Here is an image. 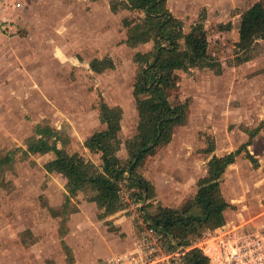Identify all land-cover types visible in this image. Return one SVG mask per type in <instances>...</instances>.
<instances>
[{"label":"rangeland","instance_id":"obj_1","mask_svg":"<svg viewBox=\"0 0 264 264\" xmlns=\"http://www.w3.org/2000/svg\"><path fill=\"white\" fill-rule=\"evenodd\" d=\"M111 1L0 0V151L25 148L35 128L47 123L69 137L65 148L69 154L78 153L100 166V156L89 152L85 143L105 128L100 120L105 103L123 112L117 156L124 164L130 160L126 142L137 134L139 124L133 95L139 66L134 58L137 53H151L154 45L132 48L127 44L124 21L139 14L113 13ZM257 3L264 6V0H169L172 13L185 24L184 44L205 16L207 53L221 65V72L196 67L176 72L166 87L170 103L185 106L188 118L138 170L153 185L145 213L158 206L181 209L192 202L200 180L207 177L212 156L235 152L254 135L248 149L258 168L257 162L246 159L244 150L221 188L231 205L225 218L237 220L245 233L264 234V40L247 53L236 47L241 15ZM229 23L232 28L227 31ZM108 57L115 63L114 70L98 74L91 69L94 60ZM52 159L39 154L23 157L18 151L13 168L6 173L8 183L0 186V264L69 262L68 251L64 254L61 246L58 219H73L69 241L80 264H100L89 247L96 237L105 240L101 238L108 227L96 220L102 212L91 201L92 194L81 193L70 204V210L79 205L80 212L60 216L67 179L46 171ZM120 184L121 197L130 193L138 201L128 174ZM132 214L128 211L116 219L131 221ZM222 235L202 228L192 242L212 238L214 242ZM111 238L120 242L125 235ZM213 242V262L223 264Z\"/></svg>","mask_w":264,"mask_h":264},{"label":"trees","instance_id":"obj_2","mask_svg":"<svg viewBox=\"0 0 264 264\" xmlns=\"http://www.w3.org/2000/svg\"><path fill=\"white\" fill-rule=\"evenodd\" d=\"M167 2L168 0H112L110 3L113 13L129 11L139 14L138 18L124 21L128 29L127 44L130 47L154 43L151 53H137L134 58L139 66L133 92L139 124L137 134L126 142L130 160L124 164L117 156L122 145L120 133L123 112L120 108H110L103 103L100 110L101 121L106 129L96 132L85 143V148L100 156V166L78 153L69 154L65 150L69 137L47 123L39 124L34 136L27 139L25 148L0 151L1 187L8 183L6 173L13 168L18 151L23 157L52 153L55 157L45 165L46 171L62 174L67 178L66 201L60 216L79 212L78 206L70 210L71 201L77 198L79 192L93 195L92 200L97 202L102 211L100 219L122 211L124 207L120 183L127 174L132 187L136 189L138 201L147 203L153 198V185L138 170L149 157L171 141L174 129L184 126L188 118L185 106L174 107L170 103L166 87L177 71H189L196 67L221 72V65L210 59L207 53L209 39L205 31V16L200 17L193 28V36L184 44L183 41L187 39L185 24L172 14ZM231 28L232 23H229L226 30L230 31ZM260 40H264V6L257 3L241 15L236 47L247 53ZM91 67L93 71L102 73L114 69L115 65L107 58L94 60ZM253 138L254 135L248 143L229 155L212 158L208 164L207 177L200 180L198 192L192 202L181 209L158 206L154 215L145 213L146 218L167 239L172 238L179 245H188L195 237L200 236L202 228L216 231L225 226V212L231 205L224 198L221 182L229 166L236 162L244 150L248 151ZM247 156L253 163L257 162L249 152ZM67 220L63 219L62 236L66 234L63 228L66 229ZM64 248L68 251L69 263H72L70 249L66 245ZM187 258L189 264H210V259L199 249L190 251Z\"/></svg>","mask_w":264,"mask_h":264},{"label":"built area","instance_id":"obj_3","mask_svg":"<svg viewBox=\"0 0 264 264\" xmlns=\"http://www.w3.org/2000/svg\"><path fill=\"white\" fill-rule=\"evenodd\" d=\"M128 211H132L133 222L139 229V248L137 256L128 258L117 257L106 261L105 264H189L188 254L193 249H204L208 243L190 242L179 245L174 239L155 228L146 218L143 210L144 202L132 200L130 193L121 197ZM224 259V264H264V238L252 233H242L235 238L231 233H223L214 238Z\"/></svg>","mask_w":264,"mask_h":264},{"label":"crops","instance_id":"obj_4","mask_svg":"<svg viewBox=\"0 0 264 264\" xmlns=\"http://www.w3.org/2000/svg\"><path fill=\"white\" fill-rule=\"evenodd\" d=\"M167 6L169 8V0L167 2ZM169 10L171 11L170 8H169ZM178 19H180V18H178ZM239 30H240V26H239ZM150 43H153V42H150ZM150 43H148V44H150ZM145 45H147V44H145ZM153 45H154V43H153ZM108 58L110 60H112V58H110V57H108ZM96 60H98V59H96ZM134 62H135V60H134ZM113 63H114V61H113ZM114 65H115V63H114ZM91 69H92V67H91ZM114 69H108V70H114ZM105 71H107V70H105ZM177 72H180V71H177ZM98 74H100V73H98ZM136 109H137V107H136ZM137 112H138V110H137ZM138 116H139V114H138ZM100 120H101V112H100ZM122 122H123V120H122ZM102 124H103V122H102ZM103 125L105 126V128L103 130H105L106 129V125L105 124H103ZM121 128H122V123H121ZM59 131H61V130H59ZM121 132H122V130H121ZM254 140L255 139L252 140V144L250 146L253 145ZM59 148H61L60 145H59ZM248 152H249V154H251L250 151H249V149H248ZM229 154H231V153H229ZM229 154H227V155H229ZM47 155H52L53 156V159L55 157L54 154H52V153L51 154H46V155H43V156H47ZM215 156L216 155H213L212 157H215ZM224 156H226V155H224ZM216 157L222 158V157H219V156H216ZM238 158L236 159V162H237ZM246 159L249 160V161H251L249 158H246ZM254 159L257 160L255 157H254ZM236 162L234 164L230 165L229 168H231L232 166H234L236 164ZM251 163H253V162L251 161ZM258 166H259V162L257 161V168H258ZM229 168L227 169V171L229 170ZM227 171H226V173H227ZM226 173H225V175H226ZM60 175H62V174H60ZM221 186H222V182H221ZM81 193H84V192H79V194H81ZM79 194H78L77 198H79ZM91 201L94 202L97 205L98 210L100 212H102L99 209V206H98L97 202L96 201H93L92 199H91ZM142 202H144V201H142ZM78 208H79V205H78ZM152 209H153V211L150 210V212H151L150 214L154 215L156 213V211H157V208L156 209L152 208ZM79 212H80V208H79ZM126 212H128V210H127V208L124 207V209L122 211L118 212L115 215H111L110 216V219H100V218L99 219H96L98 223H102L104 226L108 227V231L106 232V235H103L102 238H101V239H105L104 241H100L96 237V242L93 241L92 244L90 243V247L89 248H91L92 253H93V256L94 257L96 256V262H97V258H99V260L101 259L100 264H105L106 261L111 260V259H114V258H117V257L128 258L130 256H137L139 254L140 248H139L138 242H139V238H140V233H139V229L135 226V223L133 222V219H131V221L129 219H126V217H123L121 219H116L120 215H124ZM58 220H59V237H60L61 246H62V249L64 251V254H65L64 245H66L71 250L70 253L72 254V257H73L72 263L67 262L66 264H80V262L78 261V258H77V255L78 254L76 252V248L69 241V236H71V233L73 232V222H72L73 219H68L67 222L65 223L67 228L65 229L66 230V234L64 236L61 235L62 234L63 219H58ZM243 229H244V226L243 225H238L237 220H234V219H226V225L223 226V227H221L220 229L216 230V232L217 233H222V234L223 233H231L235 238H238L240 234L245 233V232H243L244 231ZM117 233H121L123 236L125 235V238L123 240H120V242H117L118 241V240H116L117 237H116V239H113V241L112 240H109V239H112L111 238L112 236H116ZM253 235H257L260 238H264V234L261 233V232H257V234H253ZM209 240H211V239H207L206 241L203 242V244L204 243H208ZM208 250L209 251L211 250V246H208V244H206V246H205L204 249H201L202 253L210 259V264H214L213 258L208 253ZM65 256H66V259L69 260L68 254L67 255L65 254ZM221 257H222V255H221ZM222 259H223V257H222Z\"/></svg>","mask_w":264,"mask_h":264},{"label":"bare ground","instance_id":"obj_5","mask_svg":"<svg viewBox=\"0 0 264 264\" xmlns=\"http://www.w3.org/2000/svg\"><path fill=\"white\" fill-rule=\"evenodd\" d=\"M211 248H212V246H211ZM218 251H219V249H218ZM219 252H220V251H219ZM208 253L211 254V253H215V252L212 251V252L210 253V251H209ZM220 255H221V254H220ZM220 258H221V256H220Z\"/></svg>","mask_w":264,"mask_h":264}]
</instances>
